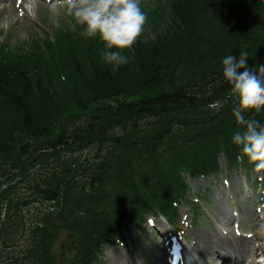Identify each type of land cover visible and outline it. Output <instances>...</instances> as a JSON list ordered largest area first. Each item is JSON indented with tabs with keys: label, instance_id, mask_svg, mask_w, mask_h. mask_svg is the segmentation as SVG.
<instances>
[{
	"label": "trees",
	"instance_id": "trees-1",
	"mask_svg": "<svg viewBox=\"0 0 264 264\" xmlns=\"http://www.w3.org/2000/svg\"><path fill=\"white\" fill-rule=\"evenodd\" d=\"M143 10L155 36L137 39L116 71L103 42L73 21L52 39L0 44V201L12 213L0 235L7 245L20 236L2 264H52L44 254L57 223L78 233L71 264H90L123 222L175 200L182 173L214 172L220 154L238 164V101L221 61L246 54L249 67L264 65V0H156ZM248 117L264 123V112ZM33 204L38 217L53 207L55 223L47 215L46 228L24 230L16 214Z\"/></svg>",
	"mask_w": 264,
	"mask_h": 264
},
{
	"label": "clouds",
	"instance_id": "clouds-1",
	"mask_svg": "<svg viewBox=\"0 0 264 264\" xmlns=\"http://www.w3.org/2000/svg\"><path fill=\"white\" fill-rule=\"evenodd\" d=\"M63 12L83 36L103 42V63L113 71L127 64L124 53L136 43L147 19L140 0H68ZM221 65L222 77L238 101L232 116L239 128L231 137L240 149L237 159L247 158L257 171L264 170V123L248 117L264 112V65L249 67L246 54L226 55Z\"/></svg>",
	"mask_w": 264,
	"mask_h": 264
},
{
	"label": "rangeland",
	"instance_id": "rangeland-1",
	"mask_svg": "<svg viewBox=\"0 0 264 264\" xmlns=\"http://www.w3.org/2000/svg\"><path fill=\"white\" fill-rule=\"evenodd\" d=\"M156 0H140L141 7L151 6L153 2ZM164 3L168 0H162ZM67 2H52V3H43L41 1H37V3L32 5V8H27L30 12L28 17L20 18L18 15L20 12L17 10L16 6H5L3 12H0V42L4 40L9 41V46H15L19 43L28 42L29 38L33 33H36L38 36L42 37L46 31H49L50 34L56 33V29L59 27L64 26V22H67L71 17L64 15V8L66 7ZM1 7V6H0ZM58 9L57 13H53V8ZM22 13V12H21ZM52 30V31H51ZM154 31L152 29L143 28L142 33L137 39L145 38L146 33L150 35H154ZM222 166L224 167V171L226 170V164L222 161ZM242 180L238 179L236 176L228 182V184L233 185L234 188L227 189L226 199L225 193L219 194V190H216L212 196L211 201L209 202L210 208L204 210L206 217L214 216L215 218L220 219L221 221L232 222L231 210L230 205L235 203L240 206L244 210V216L247 217V214H255L256 210V203L255 201H247L245 194L248 193L251 189L248 182L241 178ZM253 180V177L250 178ZM213 180L199 182L198 184L192 183L193 188L197 190V188L204 189L208 186V184H212ZM242 188H245V192H239ZM220 199V202L218 199ZM217 199V200H216ZM224 204L222 207H220ZM247 206L249 209L247 210ZM220 207V208H219ZM224 210L230 216V219L221 216L219 210ZM237 209V208H236ZM249 211V212H248ZM188 210L185 206L181 208V214L187 213ZM246 213V214H245ZM220 216V217H219ZM257 216V215H256ZM229 223V224H230ZM246 230H250V227H246ZM204 231L208 235H214L215 237H219L216 234V230L211 222L205 220V223H202L196 227L194 232L192 233L191 237V246L193 248V252L197 255L199 250V241H197L196 237L193 234H197L199 232ZM135 236H131L130 238H134ZM196 242V245L194 244ZM138 243L136 244V249L138 248ZM141 246V245H140ZM124 249V248H123ZM122 248H113L112 250L108 251V255L105 257L104 264H124L133 262L134 264H146L144 261L141 263V258L138 257L136 254H128L124 253ZM132 264V263H131ZM148 264V263H147Z\"/></svg>",
	"mask_w": 264,
	"mask_h": 264
},
{
	"label": "bare ground",
	"instance_id": "bare-ground-1",
	"mask_svg": "<svg viewBox=\"0 0 264 264\" xmlns=\"http://www.w3.org/2000/svg\"><path fill=\"white\" fill-rule=\"evenodd\" d=\"M10 1L14 0H0V4H7ZM124 176L127 177V175ZM197 238L199 239L200 251L204 258H214L220 260L223 263L228 262L231 264L232 262H234V258L238 259L239 257H243L245 255L246 248L236 243H230L225 240L215 239V237L210 236L204 232H200L199 235H197ZM249 252H254L256 254L258 250L253 251L250 249ZM259 255H264V250H262V253H259Z\"/></svg>",
	"mask_w": 264,
	"mask_h": 264
}]
</instances>
